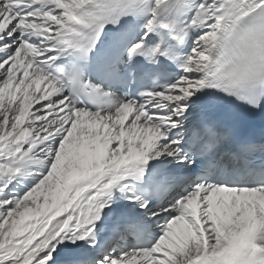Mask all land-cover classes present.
Masks as SVG:
<instances>
[{"label": "snow or ice", "instance_id": "snow-or-ice-1", "mask_svg": "<svg viewBox=\"0 0 264 264\" xmlns=\"http://www.w3.org/2000/svg\"><path fill=\"white\" fill-rule=\"evenodd\" d=\"M0 264H264V0H0Z\"/></svg>", "mask_w": 264, "mask_h": 264}]
</instances>
